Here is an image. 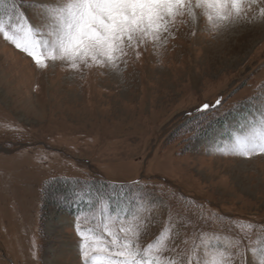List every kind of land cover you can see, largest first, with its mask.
Masks as SVG:
<instances>
[{"label":"rangeland","instance_id":"374dc122","mask_svg":"<svg viewBox=\"0 0 264 264\" xmlns=\"http://www.w3.org/2000/svg\"><path fill=\"white\" fill-rule=\"evenodd\" d=\"M207 28L178 24L122 72L41 69L0 38V264H82L72 222L87 198L73 199L63 179L85 191L139 181L165 204H203L225 236V225L264 228V157L217 150L264 85V29ZM52 180L59 193L45 189L42 206Z\"/></svg>","mask_w":264,"mask_h":264},{"label":"snow or ice","instance_id":"6c2138e0","mask_svg":"<svg viewBox=\"0 0 264 264\" xmlns=\"http://www.w3.org/2000/svg\"><path fill=\"white\" fill-rule=\"evenodd\" d=\"M202 21L217 35L264 29V0H0V38L41 69L59 61L76 72H122L130 53L139 59L149 44L163 48L178 24L198 29ZM247 99L245 122L217 149L224 155L264 157V85ZM222 102L204 103L197 112ZM146 189L135 181L71 192L77 201L87 198L72 222L82 264H264V228L225 225L228 234L221 235L203 204H165Z\"/></svg>","mask_w":264,"mask_h":264},{"label":"trees","instance_id":"16d2710c","mask_svg":"<svg viewBox=\"0 0 264 264\" xmlns=\"http://www.w3.org/2000/svg\"><path fill=\"white\" fill-rule=\"evenodd\" d=\"M56 182H60L59 180H52V181H50V182H47V184H46V186H44L43 187V189H42V193H43V202H42V206H45V204L50 200V199H48V198H50L51 196H54L56 193H59V189L57 188V189H55V187L54 188H52V186H50L51 184H55ZM60 183H62V184H64V185H66V187L64 186L63 188L66 190V191H69L71 188H73L72 190H74V187L76 186V184H78V181H76V180H71V179H63V181L62 182H60ZM50 190H49V189ZM45 189H48L49 190V192L47 193L48 195V198H47V202L45 201V199H44V197H45V194H44V192H45ZM64 190V191H65ZM47 192V191H46Z\"/></svg>","mask_w":264,"mask_h":264},{"label":"bare ground","instance_id":"6f19581e","mask_svg":"<svg viewBox=\"0 0 264 264\" xmlns=\"http://www.w3.org/2000/svg\"><path fill=\"white\" fill-rule=\"evenodd\" d=\"M2 98V97H1ZM66 264V263H65Z\"/></svg>","mask_w":264,"mask_h":264}]
</instances>
